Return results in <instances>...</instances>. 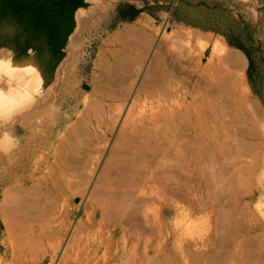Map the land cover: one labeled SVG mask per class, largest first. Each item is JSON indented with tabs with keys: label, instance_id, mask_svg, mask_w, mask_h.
<instances>
[{
	"label": "rangeland",
	"instance_id": "374dc122",
	"mask_svg": "<svg viewBox=\"0 0 264 264\" xmlns=\"http://www.w3.org/2000/svg\"><path fill=\"white\" fill-rule=\"evenodd\" d=\"M119 1L86 0L80 8L90 14L69 56L76 10L75 29L53 71L41 64L46 53L38 61L32 50L17 55L0 48L8 71L24 70L26 78L36 73L40 80L28 91L35 102L0 133L15 138L14 146L0 150V208L6 200L20 211L12 236L0 212V264H264V0H129L156 16L142 12L103 37L107 13ZM168 19L176 26L166 31ZM153 25L172 39L138 47L116 42L115 55L99 53L102 39H145L137 30ZM227 34L249 50L256 85L247 75L249 56ZM239 75L251 101L239 97L242 110L236 107L232 122L222 116L223 106L234 102L232 82ZM154 77L159 90L149 86ZM112 90L119 95L110 97ZM195 105L206 107L198 131L182 121L189 111L198 115ZM250 107L258 118L254 130L245 119ZM195 140L207 158L193 173L188 154ZM242 142L252 145L247 155L236 148ZM5 167L12 169L8 178ZM213 181L231 213L223 231L214 222Z\"/></svg>",
	"mask_w": 264,
	"mask_h": 264
},
{
	"label": "trees",
	"instance_id": "16d2710c",
	"mask_svg": "<svg viewBox=\"0 0 264 264\" xmlns=\"http://www.w3.org/2000/svg\"><path fill=\"white\" fill-rule=\"evenodd\" d=\"M86 4V0H0V48L9 47L17 55H26L32 50L38 61L46 53L41 64L47 63L51 71L55 70L65 55L68 37L75 29V12ZM142 12L156 16L148 5L139 7L129 0H120L107 13L109 25L102 36L116 29L121 22L135 21ZM171 25L176 26V23ZM227 36L234 39L230 41L232 46L249 56L247 75L256 85L254 61L249 50L235 42L239 36Z\"/></svg>",
	"mask_w": 264,
	"mask_h": 264
},
{
	"label": "bare ground",
	"instance_id": "6f19581e",
	"mask_svg": "<svg viewBox=\"0 0 264 264\" xmlns=\"http://www.w3.org/2000/svg\"><path fill=\"white\" fill-rule=\"evenodd\" d=\"M91 8V7H90ZM95 8V7H94ZM89 14H90V11H87L85 8H79V10L77 11V13H76V20H77V27H76V29H75V31H74V33L71 35V37H70V42H71V48H70V54H68L69 56L73 53V46H74V43L76 42V39H77V37H78V35H79V33L81 32V30H82V22H83V18H85V17H88L89 16ZM121 36H123V35H121ZM128 36V35H127ZM134 44H135V46H143L144 44H146V42H145V39H139V38H136V40L134 41ZM141 48V47H140ZM1 55V54H0ZM5 55V54H4ZM144 57V56H143ZM231 57V56H230ZM70 58V57H69ZM231 59L232 58H230V61H231ZM119 60H120V58H119ZM65 61V60H64ZM232 61H233V59H232ZM232 61H231V63H232ZM234 62H236V60L234 61ZM234 62H233V64H234ZM128 63V62H127ZM63 65V64H62ZM128 66H127V64L125 63V62H123L122 63V67H121V69H123V71L126 73V71H128L126 68H127ZM141 67V66H140ZM67 68V67H66ZM233 68V67H232ZM231 68V69H232ZM238 68V67H237ZM233 70V69H232ZM238 70V69H237ZM60 71V70H59ZM2 72H7L9 75H10V77L16 82V84H17V86L21 89V86H23L24 88H22L21 90L22 91H24V92H27L28 94H29V92L28 91H33V90H36L37 89V87L39 86V83H40V80H39V78H38V76H37V74L36 73H33V74H31L30 76H28L27 78L25 77V75H27L26 73V71H24V70H15V71H12V72H10V71H8V67H7V63H6V61H5V58H2L1 60H0V73H2ZM139 72V71H138ZM59 75H60V72L58 73ZM65 74V73H64ZM155 74V73H154ZM232 74V73H231ZM231 74L230 75H228V76H231ZM127 75V74H126ZM132 75V74H131ZM234 75V74H233ZM123 76V75H122ZM147 76V75H146ZM240 76V75H239ZM60 77V76H59ZM158 77V76H157ZM236 77V76H235ZM127 77H125L124 79H126ZM230 78H232V76L230 77ZM230 78H228V79H230ZM243 77H241L240 76V78H238V80H237V77H236V79H234V81L232 82V83H234V85L231 83V85L232 86H234V88H235V90H234V94H235V96H234V99H233V101L234 102H232V104H230V105H228L227 107H225V106H223L222 108H223V114H222V116L223 115H226V114H229V115H231L232 117H231V121L232 122H235L236 121V116H234V113H235V110H236V107L237 106H239V110H242V108L240 107V102L239 101H241L240 99L241 98H239V97H242V100H244V101H251V100H248L247 98H246V96H245V94H246V88H244L243 87V80L244 79H242ZM147 80H150V79H147ZM230 80H233V78L232 79H230ZM236 80H237V82H239L238 84H240L239 86L237 85V82H236ZM123 81V80H122ZM151 81V80H150ZM59 82V81H58ZM146 82H148V81H146ZM231 82V81H230ZM66 84V83H65ZM121 84H123V83H121ZM125 84H126V81H125ZM148 84H150V83H148ZM58 85V84H57ZM63 85V84H62ZM149 86H151L152 88L151 89H157V90H159V88H160V82H158L156 79H155V77L153 78V80H152V84L151 85H149ZM65 87H66V85H65ZM121 87H123V86H121ZM210 87V86H209ZM60 89V88H59ZM63 89V88H62ZM150 89V88H149ZM51 90V89H50ZM58 90V89H57ZM56 90V91H57ZM61 90V89H60ZM54 91V90H53ZM113 91V90H112ZM118 91H119V89H118ZM118 91H116V93H114V91H113V93H107V94H109V96L110 97H115V96H117V95H119V93H117ZM121 91H122V89H121ZM120 91V92H121ZM207 91V90H206ZM208 92H210V91H208ZM216 92V91H215ZM49 94L50 93H52V92H48ZM61 94V93H60ZM166 94V93H165ZM169 94V93H168ZM167 94V95H168ZM220 95V94H219ZM218 95V96H219ZM51 96V95H50ZM59 96V95H58ZM49 97V96H48ZM199 97V96H198ZM206 97V96H205ZM232 97V96H231ZM147 98V97H146ZM200 98H202V97H199V102L201 101L200 100ZM204 98V97H203ZM207 98V97H206ZM221 98V100H222V97H220ZM194 99V98H193ZM197 99V98H196ZM195 100V99H194ZM46 101V100H45ZM45 101H43V103L45 102ZM196 102V101H195ZM198 102V103H199ZM202 102V101H201ZM230 102V101H229ZM40 103V102H39ZM38 103V104H39ZM48 103V102H47ZM47 103H44V104H47ZM178 103V102H177ZM198 103H197V105H198ZM231 103V102H230ZM245 103V102H244ZM249 103H251V102H249ZM253 103V102H252ZM37 104V105H38ZM135 104V103H134ZM227 104H229L228 102H227ZM40 105H42V104H40ZM201 105H202V103L200 104V105H198V106H200L201 107ZM224 105V104H223ZM135 106V105H134ZM192 106V105H191ZM191 106H189V107H191ZM248 106H249V104H248ZM251 106V105H250ZM253 106V105H252ZM36 107V106H35ZM43 107V106H42ZM161 107V106H160ZM187 107V106H186ZM212 107V106H211ZM193 108V110L194 111H197V113H198V115H196L195 113L196 112H194V113H192V111H189L191 114L188 116V114L187 113H184L183 114V118H182V121L183 120H185L186 122H188V123H191V122H194V124L195 125H192V126H194L193 128H194V130L195 131H198V130H201V128L200 127H198L197 125H198V123L200 122V120L202 119L201 117V114H202V111H204L205 109H206V107H202V108H200V110H195L194 108H196V105H195V107H192ZM219 108V107H218ZM250 108H252V107H250ZM33 109V108H32ZM37 109V108H36ZM42 109V108H41ZM44 109V108H43ZM188 109V108H187ZM212 109V108H211ZM253 109H254V107L252 108V110L250 111V112H248V113H250V115H251V117H248V116H250V115H245V119H247V120H249V123L251 124V126L253 127L252 128V130H254V127H257L256 126V124L258 123H256V116H255V113H254V111H253ZM38 110V109H37ZM144 110V109H143ZM218 110V109H217ZM220 110V109H219ZM245 110V109H244ZM35 111V110H34ZM129 111H131V110H129ZM128 111V112H129ZM156 112H158V111H156ZM244 112H246V111H244ZM131 113V112H130ZM130 113H129V116H130ZM175 113V112H174ZM174 113H172V114H174ZM201 113V114H200ZM215 113V112H214ZM226 113V114H225ZM27 114H29V113H27ZM171 114V115H172ZM220 114V113H219ZM29 115H31V114H29ZM38 115V114H37ZM205 115V114H204ZM39 116H40V113H39ZM180 116V115H179ZM220 116V115H219ZM45 117V116H44ZM139 117V116H138ZM155 117V116H154ZM192 117L196 120H192ZM196 117V118H195ZM180 118H181V116H180ZM31 119V118H30ZM159 119V118H158ZM198 119V120H197ZM258 119V118H257ZM45 120V119H44ZM130 120V119H129ZM21 121V120H20ZM49 121H51L52 122V120H49ZM203 121H205V120H203ZM202 121V122H203ZM207 121V120H206ZM22 122V121H21ZM30 122H32V121H30ZM46 122V121H45ZM127 122V121H126ZM13 123H14V121H13ZM167 123H171V122H167ZM166 123V124H167ZM173 123V122H172ZM187 123V124H188ZM25 123H23V125H24ZM48 124H49V122H48ZM52 124V123H51ZM186 124V123H185ZM192 124V123H191ZM31 125V124H30ZM38 125V124H37ZM45 125H47V124H45ZM168 125V124H167ZM170 125V124H169ZM176 125V124H175ZM190 125V124H189ZM39 126V125H38ZM48 127V126H47ZM198 127V130L196 129ZM13 128H14V126H13ZM28 128V127H27ZM132 129H134V126L132 127ZM209 129V128H208ZM213 129V128H212ZM12 130V129H11ZM207 130V129H206ZM4 131V126L3 127H0V133H2ZM12 132V131H11ZM201 132V131H200ZM208 132V131H207ZM13 133V132H12ZM124 133V132H123ZM230 133V132H229ZM251 133V132H250ZM199 134V133H198ZM125 135V137L127 136V134H124ZM252 135V134H251ZM122 136V135H121ZM124 137V136H123ZM201 138V137H200ZM213 138H216V137H213ZM29 139H31V138H29ZM124 139V138H123ZM205 139V138H204ZM31 141V140H30ZM125 141V140H124ZM123 141V142H124ZM129 141H130V139H129ZM25 142V141H24ZM122 142V143H123ZM131 142V141H130ZM217 142V141H216ZM247 143V142H246ZM118 144V143H117ZM116 144V145H117ZM179 144H181V143H179ZM119 145V144H118ZM121 145V144H120ZM247 147H249V148H251V144H249V143H247V144H245ZM200 146V145H199ZM199 146L197 147V144H196V140H195V142H194V146L192 147V151L190 152V154H188L189 156V160H188V164H190L191 166H192V168L191 167H189V170L191 171V172H196V171H198V169L200 168V165L204 162V160L207 158V153H205V152H200L201 150L199 149ZM211 146V145H210ZM116 147V146H115ZM125 147V146H124ZM215 147V146H214ZM217 147V146H216ZM21 148H23L22 146H21ZM122 148V146L120 147V149ZM181 148V147H180ZM211 148H212V146H211ZM218 148H219V146H218ZM217 148V149H218ZM236 148L238 149V148H243V153H240V154H243V155H247L248 154V152H249V150H247V149H249V148H244L243 147V142H242V146H236ZM116 149H118L117 147H116ZM16 150V149H15ZM18 150H20V149H18ZM119 150V149H118ZM212 150H214V149H212ZM120 151V150H119ZM219 152V151H218ZM12 153V152H11ZM178 153V152H177ZM214 153V152H213ZM250 153V152H249ZM1 154V153H0ZM20 154V153H19ZM218 154V153H217ZM11 155V154H10ZM205 155V156H204ZM3 157V156H2ZM19 157H21V156H19ZM18 157V158H19ZM213 157L214 158H216V159H218V161L220 160V156L219 155H216L215 153L213 154ZM242 157V156H241ZM16 158V157H15ZM23 158V157H22ZM25 158V157H24ZM208 158H211L209 155H208ZM249 158V157H248ZM14 159V158H13ZM17 159V158H16ZM16 159H15V161H16ZM21 160V159H20ZM3 161V160H2ZM12 162V161H11ZM122 162V164H123V161H121ZM2 163V162H1ZM13 163V162H12ZM28 163V162H27ZM14 164V163H13ZM16 164V163H15ZM18 164H19V162H18ZM23 165V164H22ZM25 165H26V163H25ZM32 165V164H31ZM2 166V165H1ZM21 166V165H20ZM30 166V165H29ZM31 167V166H30ZM29 167V168H30ZM168 167V166H167ZM26 168V167H25ZM33 168V167H32ZM31 169V168H30ZM1 170H2V168H1ZM26 170V169H25ZM2 171H4V172H2V175H3V178H8V177H10L11 176V171H12V169H11V171H10V167H5V170H2ZM24 173H26V172H24ZM31 174V173H30ZM154 174V173H153ZM13 175V174H12ZM2 177V176H1ZM171 178V177H170ZM170 178H167V180L169 179L170 180ZM171 179H173V177L171 178ZM11 180V179H10ZM173 180H175V177H174V179ZM217 183V181L215 182V181H213V183H212V191H213V194H211V195H213L212 197H211V199H212V211H213V216H214V218H215V224H217V226H216V228L218 229V227L221 229V227H222V225L225 227V224L224 223H226V222H228L230 219H231V213H230V211H229V209L228 208H226L225 206L226 205H223V204H225V201H224V203H222L221 202V194H220V191L218 192V190H216V191H214V186H215V184ZM20 184V183H19ZM218 184V183H217ZM8 185V184H7ZM18 185V184H17ZM16 185V186H17ZM10 189H13V188H10ZM32 189V188H31ZM7 190V189H6ZM14 191L15 190H17V189H13ZM19 190H17L16 192H18ZM21 191V190H20ZM211 191V192H212ZM10 192V191H9ZM8 192V193H9ZM27 192H29V191H27ZM30 192H32V191H30ZM11 193V192H10ZM9 193V194H10ZM13 193V192H12ZM11 193V194H12ZM15 193V192H14ZM24 193H25V191H24ZM10 194V195H11ZM31 194V193H30ZM16 195H17V193H16ZM28 195V194H27ZM12 196V195H11ZM15 196V195H14ZM13 197V196H12ZM32 197V196H31ZM10 198V197H9ZM38 199V198H37ZM36 198L34 199V200H37ZM41 199V198H40ZM33 200V201H34ZM42 201V200H41ZM37 202H39V201H36V203L35 204H37ZM45 202V201H44ZM43 202V204H45ZM16 204V203H15ZM42 204V203H41ZM227 204V203H226ZM11 206H9V205H7L6 204V200H5V203H2V205H1V208H0V212L2 213V214H4L5 216H7V218H8V228H9V235H13V233L15 232V227H16V224H17V222L18 221H16V219L17 218H19V210L17 209V207H13V205L12 204H10ZM25 205V204H24ZM33 205V204H32ZM113 205V204H112ZM116 205V204H115ZM15 206V205H14ZM45 206H47L46 204H45ZM114 206V205H113ZM24 207V206H23ZM19 208V207H18ZM37 208V207H36ZM22 208H20V210H21ZM42 209V208H41ZM44 209V208H43ZM119 209V208H118ZM33 210V209H32ZM37 210V209H36ZM39 210V209H38ZM114 210V209H113ZM124 211H125V209H123ZM22 211V210H21ZM24 211V210H23ZM35 211V210H34ZM46 211V210H45ZM118 211V210H117ZM130 210L128 209V212H129ZM37 212V211H36ZM24 214L25 213H27V211L26 212H23ZM22 213V214H23ZM131 213V212H130ZM110 214V213H109ZM112 214H110V216H111ZM114 215V214H113ZM22 216V215H21ZM25 216H26V214H25ZM40 216V215H39ZM37 218V217H36ZM42 218V217H41ZM104 218L105 219H108V214L106 213V212H104ZM129 218V217H128ZM213 218V219H214ZM33 220H35V219H33ZM39 220H40V218H39ZM109 222L111 221V220H108ZM32 222V221H31ZM45 222V221H44ZM116 222V221H115ZM21 223V222H20ZM43 223V222H42ZM26 224H27V222H26ZM45 224V223H44ZM228 224V223H227ZM42 225V224H41ZM103 225V224H102ZM26 226V225H25ZM215 226V225H214ZM221 226V227H220ZM65 227H66V225H65ZM103 227V226H102ZM223 227V228H224ZM25 228V227H24ZM42 228V227H41ZM215 228V229H216ZM216 229V230H217ZM219 229V230H220ZM264 228H262V230H263ZM24 230V229H23ZM222 230V229H221ZM224 230V229H223ZM222 230V231H223ZM28 232H29V230H27ZM41 231V230H40ZM104 232V231H103ZM251 232V231H250ZM17 233V232H16ZM215 233V232H214ZM218 233V231H216V234ZM42 234V233H41ZM46 234V233H45ZM22 235V234H21ZM27 235V234H26ZM34 235V234H33ZM102 235H104L103 233H102ZM214 235L215 234H213V237H214ZM221 235H222V233H221ZM248 235V234H247ZM27 237V236H26ZM52 237V236H51ZM218 237H221V236H219L218 235ZM222 237H224V235H222ZM222 237L220 238V240L222 239ZM215 238V237H214ZM22 239H23V237H22ZM30 239V238H29ZM28 239V240H29ZM34 239V238H33ZM217 239V238H216ZM25 240V239H24ZM219 240V239H218ZM216 241V242H221V241ZM262 240L264 241V239L262 238ZM35 241V240H34ZM104 241V240H103ZM238 241H239V239H238ZM16 242V241H15ZM19 242H20V240H19ZM18 242V243H19ZM23 242V241H22ZM147 242V241H146ZM214 242V241H213ZM215 242V243H216ZM214 243V244H215ZM223 243V242H222ZM217 244V243H216ZM215 244V245H216ZM219 244V243H218ZM38 245V244H37ZM74 245V244H73ZM108 245V244H107ZM107 245H106V247H107ZM220 245V244H219ZM240 245V244H239ZM136 246V245H135ZM138 246V245H137ZM214 246V245H213ZM217 246V245H216ZM40 247H42V246H40ZM234 247H236V246H234ZM23 248H24V246H23ZM27 248V247H26ZM25 248V249H26ZM73 248V247H72ZM37 249V248H36ZM108 249V248H107ZM236 249V251H237V248H235ZM240 249V248H239ZM20 250V249H19ZM45 250V249H44ZM43 250V251H44ZM23 251V250H22ZM32 250H30V252H31ZM37 251V250H36ZM39 251V250H38ZM40 252V251H39ZM67 252V251H66ZM74 252V251H73ZM28 253V252H27ZM34 253V252H33ZM79 253V252H78ZM134 253V252H133ZM24 254V253H23ZM22 255V254H21ZM32 255V254H31ZM30 255V256H31ZM36 255V254H35ZM135 255H137L136 254V250H135ZM14 257V256H13ZM27 256H25V259L27 260L28 258H26ZM35 257V256H34ZM34 257H30L31 258V260H33L34 259ZM39 257V256H38ZM215 257V256H214ZM19 258V257H18ZM76 258V257H75ZM216 258V257H215ZM13 259V258H12ZM40 258H38V260H39ZM129 259V258H128ZM35 260V259H34ZM77 260V259H76ZM134 260H135V258H134ZM66 261V260H65ZM129 262V261H128ZM134 263H135V261H134ZM141 263V262H140ZM16 264V263H15ZM125 264V263H124ZM127 264V263H126Z\"/></svg>",
	"mask_w": 264,
	"mask_h": 264
},
{
	"label": "clouds",
	"instance_id": "9594fccd",
	"mask_svg": "<svg viewBox=\"0 0 264 264\" xmlns=\"http://www.w3.org/2000/svg\"><path fill=\"white\" fill-rule=\"evenodd\" d=\"M35 102L34 96L22 91L15 81L0 75V127L8 124L20 111ZM15 138L8 132L0 135V150L14 146Z\"/></svg>",
	"mask_w": 264,
	"mask_h": 264
},
{
	"label": "crops",
	"instance_id": "0c3cea01",
	"mask_svg": "<svg viewBox=\"0 0 264 264\" xmlns=\"http://www.w3.org/2000/svg\"><path fill=\"white\" fill-rule=\"evenodd\" d=\"M213 1H215V4H217L216 2H218V1L221 2V0H213ZM242 1L248 2L249 0H242ZM191 2H192V4H198L199 1L198 2L191 1ZM201 2H203V1H201ZM159 3H162V2H159ZM218 6L220 7V5H215V7H218ZM170 21L171 20L168 19V22L166 25V31H168L169 29L173 30ZM137 32L142 37L145 38V42H146L145 46H150L155 39H172V37L165 36L163 34L158 35V33H162V29L158 28L156 25H153V26L146 28V29L145 28L139 29V30H137ZM176 37H178V36H176ZM178 39H182V38L178 37ZM135 40L136 39H132V40L131 39H120L117 37H115L114 39H102L101 40L102 45L99 47V53H101L103 55V58H104V56H107L109 53L113 56L116 53L115 49L113 48L114 43L120 42L123 46L128 47L131 43H134Z\"/></svg>",
	"mask_w": 264,
	"mask_h": 264
},
{
	"label": "water",
	"instance_id": "95a60500",
	"mask_svg": "<svg viewBox=\"0 0 264 264\" xmlns=\"http://www.w3.org/2000/svg\"><path fill=\"white\" fill-rule=\"evenodd\" d=\"M71 35V34H70Z\"/></svg>",
	"mask_w": 264,
	"mask_h": 264
}]
</instances>
